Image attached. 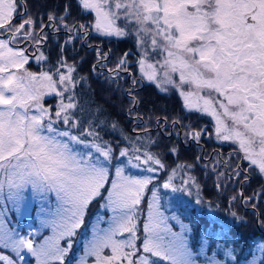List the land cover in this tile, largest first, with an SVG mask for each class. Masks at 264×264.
Returning a JSON list of instances; mask_svg holds the SVG:
<instances>
[{
    "label": "snow or ice",
    "instance_id": "6c2138e0",
    "mask_svg": "<svg viewBox=\"0 0 264 264\" xmlns=\"http://www.w3.org/2000/svg\"><path fill=\"white\" fill-rule=\"evenodd\" d=\"M77 4L82 13L94 14L93 23L69 26L65 5L63 15H48L51 26L57 31L61 24L68 31L91 29L105 37L134 35L141 53L137 60L141 79L164 91L165 85L176 88L185 107L211 116L216 138L237 144L240 159L264 176V0H77ZM18 8L24 9L25 3L0 0V202L26 212L29 198L43 201L41 226L51 235L37 242L38 232L22 234L9 227L0 212V252L10 250L15 257L0 254V264H29V255L35 264H66V260L67 264H198V256H204L206 264H225L216 258L213 245L235 261L234 249L218 242L227 221L211 222L197 238L198 251H193L191 226L161 211L159 188L153 182L154 174L165 166L157 155L135 148L130 156L123 149L119 156L126 161L113 164L112 147L96 142L101 138L91 122L73 134L72 129L80 128L73 115L78 107L75 69L69 66L67 73L51 74L27 71V49L14 45L22 39L39 45L47 39L44 28L49 25ZM16 17L19 24L13 23ZM127 56L109 71L117 75L126 71ZM44 59L41 52L37 60ZM64 66L61 61L60 67ZM45 95L60 97L54 112L44 106ZM58 124L69 127L61 130ZM201 134L186 133L193 139ZM84 136L94 139L87 142ZM128 167L147 174H126ZM235 174L239 176V170ZM176 175L172 170L160 187L191 195L195 179L189 176L177 186ZM94 201L109 215L105 219L97 214L86 225ZM169 220L180 224L181 230L173 231ZM82 228L83 239L78 241ZM74 243L82 244L81 255L73 251ZM258 250L260 256L254 255L248 264H264V244Z\"/></svg>",
    "mask_w": 264,
    "mask_h": 264
},
{
    "label": "rangeland",
    "instance_id": "374dc122",
    "mask_svg": "<svg viewBox=\"0 0 264 264\" xmlns=\"http://www.w3.org/2000/svg\"><path fill=\"white\" fill-rule=\"evenodd\" d=\"M72 0H68V7L72 5ZM46 15V14H44ZM44 24L49 25L46 29L45 35L47 36L46 46L43 47L40 51H34L31 49L29 56V62L25 65L27 71L40 74L44 72L48 73H55L57 71L67 73L68 67L71 66L75 69L74 61L69 60L71 57L66 52L64 53L62 50L57 54L56 58H52V56H48L49 45L53 43L56 44L60 41L61 45L67 46V48L73 49L75 45H81L82 47L87 45L90 47L88 50H91V46L87 42L89 37L86 34H82L76 31H68L63 24L59 25V30L54 29L51 26V22H49L48 18L46 19L45 16H41L40 18ZM65 19H68L67 16ZM66 24H68L65 21ZM18 24V23H17ZM39 25V23L37 24ZM69 25V24H68ZM71 26V25H69ZM97 34V33H96ZM57 36V37H55ZM108 39L112 37H107ZM126 42L129 46H132V42L134 41L136 47H130L131 51L124 52V53H115V51L108 53L104 52L103 50H98L94 48L96 53L99 55V60L101 61L104 54H107V59H103L101 62H97L96 69L98 72H108V81H113V85L116 95L114 97L119 96L121 94V90L119 89L120 86L123 84L125 85L124 92L118 97V101L127 98V105L126 111L131 116L133 120V127L136 132L135 136H126L119 126L113 129L111 127L110 122H107L103 117H100V113H98L93 108H88L91 110L82 111L81 106V99H80V92L78 89L82 87L81 79L77 78L76 69L73 71L72 76L76 81V87L74 89L75 98L78 101V107L73 111V115L77 120L80 121V128L72 129L71 131L73 134H79L82 129H86L91 122L92 125L95 126V131L99 133L100 140L96 141L98 143L106 142L109 144L113 149V164H116L118 161H126L127 158L120 157L119 153L123 149L129 150V155L134 154L135 148H142V150H148L155 155H157L164 164V169L155 173L156 179L154 180V184L156 187L159 188V196H160V205L161 211L164 212L165 216L171 217L173 215L179 216L180 219L183 221L184 224L191 226V233L189 234L190 243L193 245V251H198V245L196 244L198 236L204 234L206 227L204 226L207 221V217L212 220H221L220 211L222 205L218 202L215 203L216 198L209 199L214 193H217L218 198H222V195H226L230 197V204L231 209L233 207H238L240 205L246 208H255L256 202L261 199L260 190L258 193H255L254 200H248L245 193H247L246 188H250L249 185L250 181L255 180V182H263L264 183V176H261L257 171H254L248 167V162L240 159L242 153L237 151L238 145L232 143L231 141H221L216 138L215 127H214V120L211 116L204 114L199 111L195 110H188L185 107V101L183 97L180 96L179 91L171 85H165L164 87L167 89L166 91L161 90L155 83L149 82L146 79H141L142 73L140 71L139 65L137 64V60L140 58V49L137 46L136 38L134 35H129L126 37ZM23 40V39H22ZM54 40V41H53ZM131 40V41H130ZM21 41V40H20ZM18 41V42H20ZM53 41V43H51ZM63 41V42H62ZM34 44V43H33ZM58 46V44H56ZM17 47V46H14ZM48 47L47 50L44 48ZM86 47V46H85ZM18 48V47H17ZM87 48V47H86ZM85 48V49H86ZM21 49V48H19ZM46 57L44 60H37V57L40 53ZM48 52V53H47ZM127 53V70L126 71H119L117 75L114 72L109 71L110 69L116 68L117 61L119 58L123 57L124 54ZM73 57V56H72ZM158 59V57H157ZM64 61L65 66L60 67V62ZM151 62H154L151 61ZM114 63L113 66L111 64ZM107 73V74H108ZM174 78H177L174 76ZM55 79V76H54ZM136 80L137 83L133 84V80ZM81 85V86H80ZM150 86L154 87L160 96L166 95H176L179 97L184 105L185 111L189 114L190 112H195L199 115V118H203L208 126H205L203 130H191L201 132V136L199 139H193L191 135H186V133L191 132L190 129L183 130L181 121L174 120L172 123H163L161 120H152L149 122L147 118H143L141 115H138V109L140 108V100L142 99L141 95L138 94V91L142 90L143 88ZM63 87V86H60ZM187 89V86L185 88ZM131 93V94H130ZM68 93H65L67 96ZM101 99L111 103L112 96L110 97H101ZM137 101L135 104L133 100ZM60 101V97L55 95H45L43 97V104L45 107H51L53 112L56 110ZM67 102V101H65ZM83 105L87 108V101H83ZM114 104L113 102L111 103ZM131 110V111H130ZM89 115H92L90 118ZM102 122V123H101ZM192 123H190L189 127H192ZM61 130H67L68 125L58 124L56 125ZM210 129V130H208ZM203 136L206 137V140L209 143H213L218 150L211 151L205 147V143L203 142ZM87 142H92L93 137H82ZM179 139L182 142L184 147L191 148L192 146L195 147L197 151V155L200 157V162L197 165L194 164L193 158L188 157L187 154L179 155L178 151L176 150L175 143L172 144V139ZM171 144V145H170ZM166 145V146H164ZM164 146V147H163ZM222 146H229V153L225 156L221 153ZM81 150H83L82 146H80ZM165 148H169L168 153L165 152ZM175 149V151H173ZM94 151V149H93ZM215 151V152H214ZM222 157H225L224 159ZM171 158V159H170ZM170 160V161H169ZM186 161V162H185ZM248 169L247 172L244 170ZM172 170H176L177 175L174 179L173 183L177 186H180L182 179H187L189 176L193 177L196 181V184L191 187V195L188 192L183 193H173L170 189H164L160 187L171 174ZM239 170L240 175L237 176L235 172ZM126 174L132 175H146L147 173L143 172V169H136L128 167L126 168ZM247 175L248 179L245 180L244 176ZM111 179V176H110ZM151 188L152 185H149ZM242 194V195H241ZM232 197H236L235 200ZM149 197H145L147 200ZM200 199V203H196V200ZM6 203L7 207H0V212L5 214V220L8 222L9 227H14L22 232V234H26L28 231L38 232L39 235H36L35 239L39 242L42 237L51 235V230L48 228H43L41 226V220L44 218L43 213L40 212L41 205L44 203L39 199H32L29 198L27 202V211L25 212L23 209L20 212H16L12 209V206L9 202H0ZM216 205H215V204ZM253 205H255L253 207ZM47 207V205H45ZM141 209H143L146 213V205L144 203L141 204ZM97 214H101L107 219L109 213L107 211L101 210L99 207V203L94 201L92 205L89 206L88 215L85 219V224H88L89 218L95 219ZM206 216V217H205ZM220 216V217H219ZM225 216V215H224ZM143 222V217L141 218ZM169 224L172 227V230L175 232H179L181 230L180 224H178L174 220H169ZM260 224V223H259ZM262 224V223H261ZM260 224V235L263 239H257L256 241H252L248 244H235L236 241L223 234V238L219 239L218 242L224 245L225 248H232L234 249V255L236 257L235 261L230 260L229 258L225 257L223 254L222 249H215L213 245V250L217 252L216 258L225 262V264H248L249 261L253 259V256H260V252L258 250V245L264 244V225ZM105 224H101V227H105ZM84 229L82 228L79 230L76 239L82 240L80 233H82ZM89 232V236H90ZM82 244H73V251L77 253V255L82 254ZM0 254L10 255L14 257V254L11 253L10 250H2ZM208 256L212 255L211 251L207 252ZM72 256V253H69V257ZM29 264H35V258L31 257L30 255L26 257ZM198 264H206V260L204 256L197 257ZM67 264V260H66ZM75 264V261H73Z\"/></svg>",
    "mask_w": 264,
    "mask_h": 264
},
{
    "label": "trees",
    "instance_id": "16d2710c",
    "mask_svg": "<svg viewBox=\"0 0 264 264\" xmlns=\"http://www.w3.org/2000/svg\"><path fill=\"white\" fill-rule=\"evenodd\" d=\"M67 1L68 0H27L26 14H30L33 19H37L38 21L41 20V16H45L47 19L50 13L63 15L65 5L68 6ZM71 3L72 5L68 7L70 15H68L67 18H69V20L65 19L69 25L75 24V21L78 17V14L75 12H77V9L79 10L77 0H72ZM18 11H23V9L18 8ZM80 15L81 19L88 18V13L85 14L80 12ZM38 26L40 27V25ZM39 27H37V29H39ZM53 41H51V43H53ZM56 44H58V46H56ZM56 44L53 43L52 45H49V50H47L48 47L44 49L49 52H47L48 56L50 55L52 58H56L57 54L61 50L71 56L69 60L74 61L73 65L76 69V77L81 79L82 87H80L78 91L80 92L79 96L81 99L82 111L91 110L88 108H93L98 113H100V117H103L107 122L112 124L115 123L117 126H119L126 136H135L136 132L133 127V120L125 108L127 105V98L122 99L121 97V101H118V97L124 92L125 85L122 84L119 88L121 90V94L114 97L113 95H116L117 93L114 90L115 86L112 84L113 81H108L109 78L107 75H109V73L98 72V69L95 67L97 62L100 61L98 58L99 55L96 53V51L92 48L91 50H88L90 47L87 45H85L87 48L85 46L82 47L81 45H75V47L71 49V47L67 48V46L61 45L62 43H60V41ZM123 44V48L117 49L116 47H113L111 52L115 51V53H124L131 51V48L127 42L123 41ZM102 60L103 58L101 61ZM113 65L114 63L111 64V66ZM138 94H140L142 97L140 100L138 115H141L144 119L147 118L149 122L156 119L161 120L163 123L167 122L169 124L175 119H179L183 127L182 129L185 131L188 129L191 130V128L192 130H203L205 126H208V123H206L203 118H199L197 113L190 112L188 114L184 109L185 107L182 100L179 97H176V95L160 96L153 86H147L143 88L142 90L138 91ZM106 96H112V102L114 103L113 105L111 104L112 102L109 103L101 99V97L104 98ZM83 101L88 102L87 108L85 105H83ZM89 117L91 118L92 115H89ZM190 123L193 124L192 127H189ZM171 142L172 144L175 143L176 150L178 151L179 155L188 153V157L192 156L195 165L200 162L199 158L202 156L199 157L197 155V151L195 150L194 146L191 148H186L182 145V142L178 138L175 140L172 139ZM203 142L205 143V147L207 149L213 151L216 148L218 150V147H216L213 143H209L205 136H203ZM222 147L223 149L220 151L226 156L229 153V151L226 150L229 149V146ZM168 151L169 148H165V152L168 153ZM224 158L225 157H223V159ZM249 185H251V187L246 188L247 193H245V195H249L247 197H253L251 200H254L255 193L257 194L259 190L262 195L261 199L256 202L255 208H246L240 205L238 207L234 206L233 209H231L232 205L230 204V197L222 195V198H218L217 193H214L211 197H209V199H213V197L216 198V200L213 201L222 205L221 209L223 211H220V213H223V215H221L222 217L220 221H214L207 217V221L205 222L206 224L204 226L207 228L211 222H215L216 225H220L227 221L229 226L225 229L224 234L233 238L236 241L235 244H248L252 241H256L259 236L257 233H260V224L262 223L261 225H264V183L259 181L255 182V180H253L249 182ZM233 212L236 213V217L231 215ZM208 230L210 231L211 229Z\"/></svg>",
    "mask_w": 264,
    "mask_h": 264
},
{
    "label": "flooded vegetation",
    "instance_id": "af4514ba",
    "mask_svg": "<svg viewBox=\"0 0 264 264\" xmlns=\"http://www.w3.org/2000/svg\"><path fill=\"white\" fill-rule=\"evenodd\" d=\"M26 1L27 0H18V4L21 3V2L25 3V8L23 9V11L25 13H27ZM76 11L77 12H75V13L78 14V17H77V19L75 21L76 25H80V24L90 25L91 23H93L94 14L88 13V18L81 19V15H80L81 10H80V8H79V10L77 9ZM13 23L14 24L18 23L19 24L20 23L19 17L14 18ZM37 27H39V26L37 25ZM46 29H47V27L44 28V34L46 33ZM36 30H37V32L39 31V29H36ZM58 32H60V31H58ZM79 33H82V34H86L87 33V35L89 37V40L87 42L89 43V45L91 46L92 49L97 48L98 50H103L104 52H108V53L111 52V49L113 47H116L117 49L118 48H123V46H124L123 41L126 42V40H127L126 37H124V38L112 37V39L111 38L108 39L107 37L102 36V35H100L98 33L96 34V32L92 31L91 29H89L88 31L81 30V31H79ZM47 41L48 40L46 39L42 43L37 45L35 43L33 44V42L31 40L23 39L20 42H17L14 46H17L18 48H21V49H27L26 54L30 55L31 49L32 50L34 49V51L35 50L36 51H40V50L43 49V47L46 46V43H48ZM131 42L133 44L130 47H136V45L134 44L135 42L134 41H131ZM93 46H94V48H93Z\"/></svg>",
    "mask_w": 264,
    "mask_h": 264
},
{
    "label": "bare ground",
    "instance_id": "6f19581e",
    "mask_svg": "<svg viewBox=\"0 0 264 264\" xmlns=\"http://www.w3.org/2000/svg\"><path fill=\"white\" fill-rule=\"evenodd\" d=\"M257 239H258V240H259V239L261 240V239H263V238L259 235Z\"/></svg>",
    "mask_w": 264,
    "mask_h": 264
}]
</instances>
